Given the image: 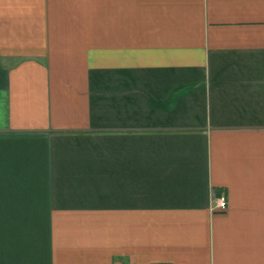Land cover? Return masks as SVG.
I'll list each match as a JSON object with an SVG mask.
<instances>
[{
    "label": "crops",
    "instance_id": "1",
    "mask_svg": "<svg viewBox=\"0 0 264 264\" xmlns=\"http://www.w3.org/2000/svg\"><path fill=\"white\" fill-rule=\"evenodd\" d=\"M0 264H264V0H0Z\"/></svg>",
    "mask_w": 264,
    "mask_h": 264
},
{
    "label": "built area",
    "instance_id": "2",
    "mask_svg": "<svg viewBox=\"0 0 264 264\" xmlns=\"http://www.w3.org/2000/svg\"><path fill=\"white\" fill-rule=\"evenodd\" d=\"M227 200L226 197L221 196L217 198L215 209L226 210L227 209Z\"/></svg>",
    "mask_w": 264,
    "mask_h": 264
}]
</instances>
